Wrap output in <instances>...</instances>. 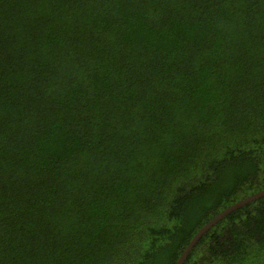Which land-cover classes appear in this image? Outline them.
Listing matches in <instances>:
<instances>
[{"label":"trees","instance_id":"1","mask_svg":"<svg viewBox=\"0 0 264 264\" xmlns=\"http://www.w3.org/2000/svg\"><path fill=\"white\" fill-rule=\"evenodd\" d=\"M264 190V0H0V264H177ZM183 264H264V197Z\"/></svg>","mask_w":264,"mask_h":264},{"label":"water","instance_id":"2","mask_svg":"<svg viewBox=\"0 0 264 264\" xmlns=\"http://www.w3.org/2000/svg\"><path fill=\"white\" fill-rule=\"evenodd\" d=\"M263 197H264V190L237 202L236 204L230 206L228 209L222 211L218 216L213 218L209 223H207L203 228H201L196 233V235L191 239V241L189 242V244L187 245V247L185 248V250L183 251V253L179 257L177 264H183L188 253L190 252L192 247L197 243V241L200 239V237L204 233H206L212 226H214L218 221L222 220L225 216L234 212L235 210H237V209H239V208H241L247 204H250L252 202L258 201L259 199H261Z\"/></svg>","mask_w":264,"mask_h":264}]
</instances>
